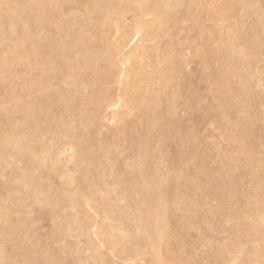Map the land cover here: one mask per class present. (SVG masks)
<instances>
[{
	"label": "rangeland",
	"instance_id": "obj_1",
	"mask_svg": "<svg viewBox=\"0 0 264 264\" xmlns=\"http://www.w3.org/2000/svg\"><path fill=\"white\" fill-rule=\"evenodd\" d=\"M0 1V264H264V0Z\"/></svg>",
	"mask_w": 264,
	"mask_h": 264
},
{
	"label": "bare ground",
	"instance_id": "obj_2",
	"mask_svg": "<svg viewBox=\"0 0 264 264\" xmlns=\"http://www.w3.org/2000/svg\"><path fill=\"white\" fill-rule=\"evenodd\" d=\"M120 1V0H119ZM122 1V0H121ZM172 1V0H171ZM1 2V1H0ZM64 3V2H63ZM111 3V2H110ZM124 3V2H123ZM127 4V3H126ZM171 4V3H170ZM165 5V4H164ZM7 6V5H6ZM18 6V5H17ZM122 7V6H121ZM111 8V7H110ZM13 9H14V7H13ZM168 9H170V8H168ZM4 14V13H3ZM22 16V15H21ZM26 16V15H25ZM23 17V16H22ZM143 20V19H142ZM108 22V21H107ZM105 24H106V22H105ZM29 28V27H28ZM102 36V35H101ZM99 37V36H98ZM90 44V43H89ZM167 48V47H166ZM169 56V55H168ZM75 58V57H74ZM164 59H165V57H164ZM162 61V60H161ZM90 64V63H89ZM88 65V64H87ZM12 71V70H11ZM233 72V71H232ZM161 73V72H160ZM163 75V74H162ZM165 75V74H164ZM105 78V77H104ZM175 78V77H174ZM175 81V80H174ZM225 85V84H224ZM140 87V86H139ZM81 89V88H80ZM137 89V88H136ZM143 89V88H142ZM139 90V89H138ZM21 100V99H20ZM166 100V99H165ZM163 103V102H162ZM139 106V105H138ZM136 107H137V105H136ZM169 111V110H168ZM166 112V111H165ZM168 115V114H167ZM153 116V115H152ZM161 120H162V118H160ZM152 120V119H151ZM42 123V122H41ZM156 123V122H155ZM161 123V122H160ZM152 124H153V122H152ZM73 125V124H72ZM158 124L156 123V126H157ZM150 126H151V124H150ZM156 126L154 127L153 125H152V127H154V130H155V128H156ZM136 127V126H135ZM76 128V127H75ZM153 129V128H152ZM71 130V129H70ZM76 130V129H75ZM74 130V131H75ZM153 130V131H154ZM73 131V132H74ZM77 131V130H76ZM149 131V130H148ZM150 132V131H149ZM163 134V133H162ZM23 138V137H22ZM122 138V137H121ZM136 141V140H135ZM148 143V142H147ZM70 144V143H69ZM143 145V144H142ZM145 145V144H144ZM148 145V144H147ZM138 148V147H137ZM155 149V148H154ZM50 155V154H49ZM47 158H48V156H47ZM54 158V157H53ZM52 159V158H51ZM132 167H134V166H132ZM54 168V167H53ZM131 168V167H130ZM139 174V173H138ZM142 175V174H141ZM128 176V175H127ZM168 180H170V179H168ZM152 181V180H151ZM167 182V179H166V181H165V183ZM71 183V182H70ZM69 183V184H70ZM152 185V184H151ZM158 187V186H157ZM151 188H153L152 186H151ZM71 190V189H70ZM79 193V192H78ZM73 197V196H72ZM74 204V203H73ZM57 211V210H56ZM58 212V211H57ZM157 217V216H156ZM158 222V221H157ZM146 223V222H145ZM154 226V225H153ZM162 233V232H161ZM144 235V234H143ZM148 235V234H147ZM155 235V234H154ZM145 237H146V235H145ZM154 237V236H153ZM153 237H152V239H153ZM163 237V236H162ZM157 241V240H156ZM151 243H153V242H151ZM155 245V244H154ZM163 245V244H162ZM163 247V246H162ZM133 248V247H132ZM160 249V248H159ZM161 251V250H160ZM154 252V251H153ZM162 252V251H161ZM161 252H159L160 254H161ZM157 255V254H156ZM162 255H160V257H161ZM157 257H158V255H157ZM162 259H160V261H161ZM165 260V259H164ZM160 263V262H159ZM163 264V263H162Z\"/></svg>",
	"mask_w": 264,
	"mask_h": 264
}]
</instances>
